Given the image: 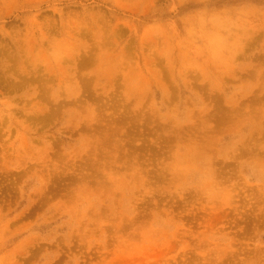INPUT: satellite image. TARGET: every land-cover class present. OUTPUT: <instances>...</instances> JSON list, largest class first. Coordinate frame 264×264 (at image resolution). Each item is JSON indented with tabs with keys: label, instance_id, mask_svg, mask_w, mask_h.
<instances>
[{
	"label": "rangeland",
	"instance_id": "rangeland-1",
	"mask_svg": "<svg viewBox=\"0 0 264 264\" xmlns=\"http://www.w3.org/2000/svg\"><path fill=\"white\" fill-rule=\"evenodd\" d=\"M0 264H264V0H0Z\"/></svg>",
	"mask_w": 264,
	"mask_h": 264
}]
</instances>
